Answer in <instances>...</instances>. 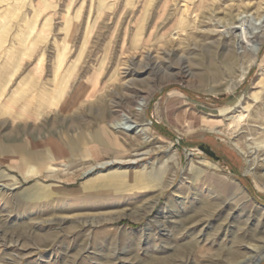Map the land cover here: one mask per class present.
Returning <instances> with one entry per match:
<instances>
[{"label": "rangeland", "instance_id": "obj_1", "mask_svg": "<svg viewBox=\"0 0 264 264\" xmlns=\"http://www.w3.org/2000/svg\"><path fill=\"white\" fill-rule=\"evenodd\" d=\"M243 14L262 17L264 0H0V264L251 262L264 247V37L256 59L241 51ZM129 112L147 143L113 129ZM126 170L146 177L97 185Z\"/></svg>", "mask_w": 264, "mask_h": 264}, {"label": "bare ground", "instance_id": "obj_2", "mask_svg": "<svg viewBox=\"0 0 264 264\" xmlns=\"http://www.w3.org/2000/svg\"><path fill=\"white\" fill-rule=\"evenodd\" d=\"M236 32H238V38L240 41V45L242 48V52L248 53L249 51H252L254 53V58L256 59L258 55V50L261 44V37H264V35H260L261 33H264V15L262 17H255L254 15H248L243 14L241 15L239 19V27L235 28ZM144 107H146V102L144 101L140 102L136 110L140 113L143 111ZM243 112H241L239 115H235L232 117L233 122L229 124L228 132H232L231 135L235 137L236 134L239 133V130L242 126V123L246 119V115L244 112H247L251 114V110L247 107L242 106ZM138 113V114H139ZM203 122V121H202ZM113 129L120 130L122 132H125L127 134H134L136 136H141L142 142L147 143V141L150 140V136L148 133V129L144 128V126H141L138 118L136 115L132 113H125L122 115L119 119L113 122L112 124ZM221 128V127H220ZM210 131V130H209ZM218 132V131H216ZM220 132V131H219ZM218 132V133H219ZM220 133H225L220 132ZM147 155L149 154V151L142 154H136L135 158H131L130 160H122L120 158H115L114 160L108 161V162H99L97 167H93L91 170L88 171V174H91L93 172H96V169L98 170V167L102 170H99L98 173L106 171V170H114L115 165H127L130 166L132 163H137V161H143L145 158H147ZM174 161V157L170 158ZM169 161H164V164L160 166L159 169H154L153 175L157 178L164 179V176L167 174V171L169 170ZM251 171V170H250ZM121 175L117 174V172L113 173L110 172L109 174H106V176H99L97 181V185L101 186L102 188L107 189H117L120 188V185H122L126 180H131V177L135 175V177L138 179L140 177L144 178L146 177L145 174H135L131 175L129 170L121 171ZM254 172V171H253ZM120 173V172H119ZM254 174V173H253ZM259 176H261L259 174ZM257 178V177H256ZM260 181L264 184V174H262V177H260ZM3 189H9L6 185L2 187ZM233 196V195H232ZM238 196V195H237ZM264 259V247L258 250V253L255 257H253L248 264H257L259 261Z\"/></svg>", "mask_w": 264, "mask_h": 264}, {"label": "crops", "instance_id": "obj_3", "mask_svg": "<svg viewBox=\"0 0 264 264\" xmlns=\"http://www.w3.org/2000/svg\"><path fill=\"white\" fill-rule=\"evenodd\" d=\"M53 141L56 142L55 140H53ZM58 144H59V143H58ZM59 147L62 148V150L64 151V155H65V154H66L65 152H67V151H66V148L62 147L61 144H59ZM4 150H5V154H8V150H11V149H8V150H7V149H4ZM12 150L15 151L14 148H12ZM48 151L50 152L49 149H48ZM52 152H53V154H54L55 156L57 155L56 152H54V151H52ZM50 153H51V152H50ZM115 153H117V152H116V151H107V150H106V152H105V154H107V155H114ZM53 154H52V155H53ZM54 155H53V156H54ZM64 155H63V156H64ZM8 156H9V155H6L5 157H8ZM63 156H62V157H63ZM6 159H8V158H6ZM9 159L12 160V158H9Z\"/></svg>", "mask_w": 264, "mask_h": 264}]
</instances>
